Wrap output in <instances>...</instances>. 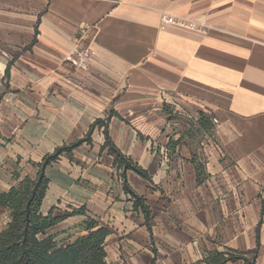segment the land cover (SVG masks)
Here are the masks:
<instances>
[{
    "label": "crops",
    "instance_id": "crops-1",
    "mask_svg": "<svg viewBox=\"0 0 264 264\" xmlns=\"http://www.w3.org/2000/svg\"><path fill=\"white\" fill-rule=\"evenodd\" d=\"M240 3L231 14L250 13L242 21L206 23L250 28L244 40L161 31L163 0H0V192L108 117L116 148L148 176L124 173L148 220L95 127L90 142L45 171L41 213L64 217L48 232L70 230L74 240L78 225L96 221L110 232L107 264H217L218 254L254 250L251 205L264 203V21L258 2ZM78 45L91 52L85 72L68 60ZM242 204L243 229L231 224ZM260 236L254 264H264V226Z\"/></svg>",
    "mask_w": 264,
    "mask_h": 264
},
{
    "label": "trees",
    "instance_id": "trees-1",
    "mask_svg": "<svg viewBox=\"0 0 264 264\" xmlns=\"http://www.w3.org/2000/svg\"><path fill=\"white\" fill-rule=\"evenodd\" d=\"M7 75V73H6ZM109 118L96 120L89 128L83 140L77 141L66 147L56 149L52 154L46 155L41 163L34 165L37 173L34 177L26 176L7 192L0 193V207L10 212V222L0 232V264H107L105 262V240L109 230L100 227L96 221L86 219L83 222L85 234L75 239L66 248L58 247L54 238L47 232L61 222L64 217H54L52 212L47 215L41 213V204L47 189L46 169L64 153L70 151L83 142H90V136L95 127L102 128L104 144L101 150L114 160L117 169L122 170L121 177L124 181V190L135 199V209L141 210L146 221L149 211L144 206L142 199L135 195L127 186L124 173L132 171L143 179H148L146 172L124 156L114 145L108 135ZM84 210H73L69 215H83ZM259 227L256 231L257 247L243 254H251L252 260L240 257L237 260L244 264H254L260 248ZM217 264H224L234 260L229 255L223 258L216 255Z\"/></svg>",
    "mask_w": 264,
    "mask_h": 264
},
{
    "label": "rangeland",
    "instance_id": "rangeland-1",
    "mask_svg": "<svg viewBox=\"0 0 264 264\" xmlns=\"http://www.w3.org/2000/svg\"><path fill=\"white\" fill-rule=\"evenodd\" d=\"M243 2V5L251 3L252 6H255V1L258 2V9L257 13V19L259 21H264V0H163L164 9L162 13L159 16V29L161 31H165L167 29H173L176 31L179 35L182 36H193V37H207L212 32H217L220 30V33H223L227 37H232L233 39H239L244 40L242 36H244L248 31H250V28L245 27H225V28H210L207 26L206 20L209 19H218V17L231 20V21H242L245 17V15H249L248 12H241V13H234L231 14L232 8L235 6H238V4H241L240 2ZM242 5V4H241ZM244 7V6H243ZM245 14V15H244ZM162 15H168L170 17H173L177 20H184L189 23H193L194 26L198 29V31H193L189 29H183L175 26L168 27L164 30L160 28V17ZM233 19V20H232ZM248 22V21H247ZM245 21V23H247ZM244 23V24H245ZM205 25V26H203ZM252 43V41H249ZM216 120V119H215ZM217 121V120H216ZM35 169L30 172L29 176H34ZM17 184V183H16ZM2 193V192H0ZM249 205H235L236 209L239 207L240 209V216L235 215L236 217H239L237 219L233 220V226L235 228L242 227L245 228L247 224V220L245 219L244 213L246 214V209ZM251 210H253L255 207L257 209L258 214V220H257V228L259 227V233L261 235V229L264 226V203H259L257 205H251ZM249 211V209L247 210ZM69 214V213H68ZM10 222V212L7 211L4 208L0 207V232H2L7 224ZM227 227H229V223L227 224ZM74 230H79V232H83L82 235L85 234L83 223L78 225L77 228ZM69 232H58L57 234H54L52 232H47V235H50L54 238V241L58 244V247L66 248L69 244H71L74 240H71V231ZM80 235V236H82ZM78 236V237H80ZM76 237V239L78 238ZM259 236V240H260ZM70 239V241H69ZM245 252H234L231 254H228L229 256L236 258L233 261H241L237 260L240 257H243ZM252 255L247 254V259L252 260ZM255 263V262H254Z\"/></svg>",
    "mask_w": 264,
    "mask_h": 264
},
{
    "label": "built area",
    "instance_id": "built-area-1",
    "mask_svg": "<svg viewBox=\"0 0 264 264\" xmlns=\"http://www.w3.org/2000/svg\"><path fill=\"white\" fill-rule=\"evenodd\" d=\"M175 26L183 29H189L193 31H198L193 23H189L184 20H177L168 15H162L160 17V28L162 30ZM91 59V52L88 46H75L69 53L68 60L73 65L76 70L85 72L89 69ZM213 123L217 124V121L213 119Z\"/></svg>",
    "mask_w": 264,
    "mask_h": 264
}]
</instances>
